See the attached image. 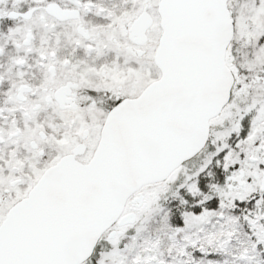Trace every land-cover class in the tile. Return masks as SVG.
I'll use <instances>...</instances> for the list:
<instances>
[{
	"label": "snow or ice",
	"instance_id": "obj_1",
	"mask_svg": "<svg viewBox=\"0 0 264 264\" xmlns=\"http://www.w3.org/2000/svg\"><path fill=\"white\" fill-rule=\"evenodd\" d=\"M0 264H264V0H0Z\"/></svg>",
	"mask_w": 264,
	"mask_h": 264
}]
</instances>
